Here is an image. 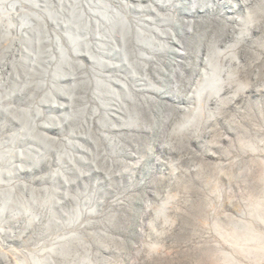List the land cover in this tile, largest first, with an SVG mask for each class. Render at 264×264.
Masks as SVG:
<instances>
[{
    "label": "rangeland",
    "instance_id": "rangeland-1",
    "mask_svg": "<svg viewBox=\"0 0 264 264\" xmlns=\"http://www.w3.org/2000/svg\"><path fill=\"white\" fill-rule=\"evenodd\" d=\"M177 1L159 9V34L143 29L147 45L134 31L99 53L79 34L75 57L63 37L69 59L1 76L13 95L0 102V199L14 196L0 264H264V0ZM46 9L60 14L55 0ZM18 49L0 39V69ZM76 75L115 101L101 87L85 98ZM62 86L87 99L83 114L94 107L88 141L72 135L76 120L57 133L72 103Z\"/></svg>",
    "mask_w": 264,
    "mask_h": 264
},
{
    "label": "bare ground",
    "instance_id": "bare-ground-1",
    "mask_svg": "<svg viewBox=\"0 0 264 264\" xmlns=\"http://www.w3.org/2000/svg\"><path fill=\"white\" fill-rule=\"evenodd\" d=\"M51 1L0 0V39L7 38L19 48V51L8 53L10 60L0 69V102L4 98V93L13 95L8 91L7 82L2 81V75L12 73L20 77L18 70L21 64L25 63L31 69H35L36 63L42 59L52 64L56 62L55 52H58L62 58L69 59L63 37L75 50V57L80 55L76 50L79 34H82L80 40L92 43V48L96 50L101 48L105 41L113 45L119 41L125 46L135 31L136 40L141 43L139 46H144L147 45L145 44L147 38L142 32L143 29L159 34L160 27L166 24L161 13L159 14V9L172 11L174 3L178 2L177 0H155V2L153 0H55L60 6L58 10L60 16L54 17V14L46 9ZM103 1L111 5L107 6ZM112 3H115V6ZM143 3L146 5L143 6ZM116 4L125 7L127 12L120 11ZM131 11L139 15V21L131 18ZM191 13H194V9H191ZM61 29L68 34H64L65 36L56 34ZM12 33L15 36H12ZM46 48L48 49L44 50ZM100 51H103V48L99 49V53ZM151 58L154 57H147V59ZM89 61H94L93 56L89 57ZM10 68L11 72H9ZM43 87H47L46 82L40 85V88ZM38 115L42 116L43 112L39 110ZM13 196L14 191L9 189L5 204L0 209L1 217L9 212L8 206Z\"/></svg>",
    "mask_w": 264,
    "mask_h": 264
},
{
    "label": "water",
    "instance_id": "water-1",
    "mask_svg": "<svg viewBox=\"0 0 264 264\" xmlns=\"http://www.w3.org/2000/svg\"><path fill=\"white\" fill-rule=\"evenodd\" d=\"M122 61L123 62H125V59H122ZM72 71H73V73H76V71H77V69L75 68V67H72V69H71ZM67 71V73H70V69L69 70H66ZM77 74V73H76ZM83 76V75H82ZM76 77H77V75H76ZM78 78V80L77 81H75V82H73V83H71L72 84V88L73 89H78V88H83L84 90H85V98L87 97V96H89L90 95V97H91V99H94V97H97V95H96V93H98V91H99V89H100V87L101 88H103L102 89V93H101V95L100 96H102L101 98L103 99V98H107L108 96H111L112 98L111 99H113L114 100V94L112 93V92H110L109 91V89H112V87L110 88V87H106L101 81H99V80H93V78H91L90 77V83H86V80H80V78L81 77H77ZM209 81H204V85L203 86H206L207 84H210L212 81H213V76L211 75V74H209ZM64 88H68L67 86L65 87V86H62V87H59V89H56V92H60V93H63V94H65L64 93ZM114 89V88H113ZM117 91V90H116ZM52 92H50V94L48 93H46L45 95H42L41 96V99H45V100H49V99H51V97H52ZM123 97H124V94L121 92L120 93ZM66 95V94H65ZM75 95V94H74ZM67 96V95H66ZM31 97H33V96H31ZM68 97V96H67ZM69 98V97H68ZM71 101H72V103H71V106L70 107H68V109L66 110V112H64L63 114L65 115V117H64V119L62 120V125H63V127H62V129L60 130V131H57V133H63L64 132V130H65V126H66V124L67 123H70V121H77V124H75V128H73L72 129V132H73V134L72 135H74V136H76V137H78V138H81V139H84L85 141H88V138L86 137V136H84V135H81V131H80V128L82 129L83 128V126L84 125H86V127H88V117H89V115L91 114V112H93V110H94V107H93V109H91L90 110V104H88L89 106H88V109L86 110L87 112L86 113H84L83 114V111H84V108L86 107V103H88V101H87V99L86 100H84V105L83 106H79V105H75V103H74V99H73V97H70L69 98ZM101 99V100H102ZM94 101V100H93ZM115 101V100H114ZM102 102H103V100H102ZM115 103V102H114ZM113 104V101L109 104H106V103H103V106L105 107V108H109L110 107V105H112ZM116 104V103H115ZM127 113V112H126ZM103 114V113H102ZM127 114H130V108H129V113H127ZM135 114V113H134ZM16 116L19 118V119H21V118H24L25 116H23V115H20V114H16ZM101 117H104V115H101L98 119H100ZM104 118H106V117H104ZM36 119L38 120L39 118L37 117V115H36ZM106 119H108V118H106ZM22 121V120H21ZM44 121H46V119L44 120ZM77 125V126H76ZM78 127V128H77ZM89 128V127H88ZM53 132H56V131H53ZM31 134H32V130H31ZM30 134V135H31ZM34 136H36V137H38V138H40V140H43V141H45V142H50V140H52V138H50V139H48V138H44L41 134H39V133H37V132H34L29 138H30V141L32 140H34ZM25 139H27V137L25 138ZM106 151V150H105ZM23 153H24V151H22ZM25 155V154H24ZM67 156H69V154L67 155ZM66 159H68V161H69V158L67 157ZM75 159V158H74ZM99 160L100 159H103L102 157H100V158H98ZM64 161V158L63 157H60L59 159H58V162L60 163V164H62L63 165V163H65V162H63ZM74 161V160H73ZM103 161H104V159H103ZM70 162V161H69ZM43 162L42 161H37V162H35L32 166H34V165H40L41 167L43 166V164H42ZM91 164H92V161L90 162ZM104 163H106V161H104ZM93 165V164H92ZM93 166H95V165H93ZM97 167V166H96ZM60 174H62V172H60ZM81 174V173H80ZM81 176V175H80ZM54 177H57V175L55 174L54 175ZM65 184L66 185H68V182L66 181L65 182ZM25 186L23 185V188H21V191H23V192H25V193H27V191L30 189L29 187L26 189V188H24ZM5 200H6V196L5 197H3L2 199H0V203L3 205V204H5L4 202H5ZM35 204H37L36 202H34ZM62 203H63V201L61 202V201H58L57 202V205H62ZM78 203V206H80V202L78 201L77 202ZM18 205V204H17ZM20 205H22L23 206V203H20L19 204V206ZM81 213V209H80V207H78V211H77V214L79 215ZM0 218H1V215H0Z\"/></svg>",
    "mask_w": 264,
    "mask_h": 264
}]
</instances>
